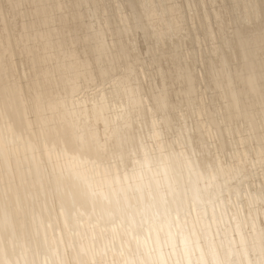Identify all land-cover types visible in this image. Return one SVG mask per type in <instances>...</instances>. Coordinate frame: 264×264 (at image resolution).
I'll list each match as a JSON object with an SVG mask.
<instances>
[{
    "label": "clouds",
    "instance_id": "clouds-1",
    "mask_svg": "<svg viewBox=\"0 0 264 264\" xmlns=\"http://www.w3.org/2000/svg\"><path fill=\"white\" fill-rule=\"evenodd\" d=\"M0 264H264V0H0Z\"/></svg>",
    "mask_w": 264,
    "mask_h": 264
}]
</instances>
